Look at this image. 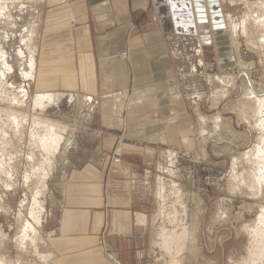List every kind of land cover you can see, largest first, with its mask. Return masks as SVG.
I'll list each match as a JSON object with an SVG mask.
<instances>
[{
	"label": "rangeland",
	"instance_id": "rangeland-1",
	"mask_svg": "<svg viewBox=\"0 0 264 264\" xmlns=\"http://www.w3.org/2000/svg\"><path fill=\"white\" fill-rule=\"evenodd\" d=\"M262 2L264 0L209 1L215 24L208 38L210 44L200 39L197 65H182L185 70L182 90L189 99L188 111L193 114L194 125H184L187 129L181 131L178 142L168 140L161 147L157 145L158 152L148 164V172L140 169L129 178V190L134 188L130 197L147 218L140 264L170 262L166 252L158 246L150 247L152 229L157 233L162 226L179 230L182 225L190 224L194 229L195 249L183 250L181 264H249L252 239L243 227L257 223L260 206H264V190L255 196L231 174L242 173L252 166L242 153L258 143L260 136L264 138V131L253 128L254 125L244 120L242 112L247 95L264 99V8H259ZM9 5L10 19L0 23V46L6 64L0 66L5 69L0 91L4 90L8 97L0 100V106L24 115L17 119L23 122L21 140L15 133V124L5 121L8 144H0V164H7L8 168L5 176L0 172V264L2 261L41 264L32 249L34 245L24 246L23 256L17 253L18 216L21 215L24 223L35 224L29 211L35 191L43 182L45 187L36 195L42 207L41 221L36 225L37 250L52 252L51 238L64 206L66 184L76 178L85 164H98L102 160L97 150L99 100L96 93L85 90L77 76L64 72L62 61L68 58L70 51L63 50L57 43L53 45L54 38L60 43L62 33L65 37L70 7L67 0H9ZM55 30L59 33L55 34ZM35 45L37 67L33 79L30 60ZM208 47L211 49L207 50ZM41 90L62 93V97L46 107H34V96ZM15 95L21 104L16 103ZM38 113L60 122L58 129L64 136L45 181L38 178L33 161V157L41 155L30 145L31 125ZM215 117H220L221 121L215 123ZM168 151L177 156L168 158ZM111 158L118 160L117 156ZM234 159L236 164H233ZM8 179L9 183L5 184L4 180ZM162 186L168 190L165 193L169 198L161 213L157 194ZM171 186L186 194L185 213L176 207L179 215L173 222L175 226L168 222L166 213L173 212L175 203L169 191ZM263 258H256L254 264H264ZM51 262L52 259L48 264Z\"/></svg>",
	"mask_w": 264,
	"mask_h": 264
},
{
	"label": "crops",
	"instance_id": "crops-1",
	"mask_svg": "<svg viewBox=\"0 0 264 264\" xmlns=\"http://www.w3.org/2000/svg\"><path fill=\"white\" fill-rule=\"evenodd\" d=\"M209 1L67 0L65 37L53 45L70 51L64 72L97 95L102 160L65 186L52 264H140L147 218L129 178L148 172L157 145L194 125L182 65H197L200 39L215 30Z\"/></svg>",
	"mask_w": 264,
	"mask_h": 264
},
{
	"label": "bare ground",
	"instance_id": "bare-ground-1",
	"mask_svg": "<svg viewBox=\"0 0 264 264\" xmlns=\"http://www.w3.org/2000/svg\"><path fill=\"white\" fill-rule=\"evenodd\" d=\"M259 8H264V2H262L259 5ZM10 16L11 14H10L9 0H0V23L2 22L1 20H3V22H6L7 20L9 21ZM246 23L247 21L245 19L242 24L243 29H245ZM236 27L237 26L235 25L233 29H235ZM0 45H1V41H0ZM36 48L37 46L35 45V47L33 48V52L31 53V60H30V66H31L30 76L33 79H35V74H36V59H35ZM1 65L3 67L6 66L5 60H4V52L1 50V46H0V66ZM4 77H5V69L0 67V85ZM61 97H62V93L60 94V93L51 92L47 90H41V92H37L34 96V99H33L34 107L42 108V107L48 106V104L50 103H53V102L57 103V101L60 100ZM14 98L18 105L21 104L19 103V99H17L16 95L14 96ZM89 98L91 97L89 96ZM6 99H8L7 94L5 93L4 90H1L0 100H6ZM244 103H245L244 104L245 109L242 111L244 114V120L249 122L250 125H254L253 128H258L264 131V117L261 118V114L264 113V110H263L264 99L247 95V98L244 100ZM21 115H24V114H22L21 112H18L17 110H12L9 107L0 106V144L1 143L8 144V134L6 132V122L5 121H9V123L15 124V129L17 128L15 133H17L16 135L19 136L18 138L21 140V136L23 134V131H22L23 128L21 124L23 122L22 120L21 121L17 120V119L23 118V116ZM4 118H6V120ZM213 121L217 123L221 121V118L215 117ZM59 125H61L60 122L46 118L44 115L40 113H38L36 117L33 118V122L31 125V131H30V137H31L30 145L35 146V148L37 149V152L39 153V155H41L40 158L38 156H37L38 158L33 157V161L35 163L34 165L37 166L36 171L38 172L37 174L38 178L42 177V180H44L47 177L49 171L53 168L54 166L53 156L55 152L58 150L61 140L64 138L63 133L59 131L58 129L60 127ZM259 138L260 139L258 143L253 145L252 148L248 150L247 152L242 153V157L245 159V161L250 162L252 166H250L248 170L246 171L244 170L242 173H238L235 171L231 174V176L236 177L237 179L242 181L244 184H246L247 187H249L250 191L253 192V195L255 196L263 192L264 190V138L263 136H260ZM261 142L263 144H261ZM167 154H168L167 155L168 158H171V159H173L172 157L177 156V153H174L173 151L172 152L168 151ZM10 156L12 155L9 154V157ZM10 158L12 159V157ZM236 161L237 160L234 159L233 164H236ZM0 172L3 173L4 176L8 173L7 164H4V163L0 164ZM159 182H161V180ZM4 183L5 184L9 183V179L4 180ZM161 184L162 183H160V185ZM173 185L175 187L174 182H173ZM40 187L41 188H38L35 191L36 194H35V197H33V201L31 203V207L29 211V214L32 220L35 222V224H32L29 221H26L24 223L23 221L24 219L19 214L18 216L19 222L17 226L18 233L16 235L17 240H16L15 246L17 247L18 255L23 256L24 246L34 245L32 249L35 255H37L41 259V264H48V262H50L52 259L51 252L49 253V251H47L46 253H39V251L37 250L38 230L36 228V225L39 223V221H41L39 220L40 219L39 216L41 214L42 207L36 195L39 194L41 192V189L45 187L43 182ZM172 188L169 191H171L173 198H175L174 205H172L173 202L171 203L172 207L174 206L173 212H170V211L166 212L168 213L167 217L170 221L168 219L167 220L171 224L176 221L177 214L179 213L176 207H180L183 213H185V209H186V204L184 202V197H186V194L183 193L178 188L176 189L175 188L172 189ZM166 191H165L164 186H162V189L159 190L157 194V198L160 201V205H162L161 213L165 209V207H167V206L163 207V205L166 204V201L169 198L168 196H166V193H167ZM251 207L252 206H250V208ZM260 207H261V211L259 212L257 223L255 224L253 223L252 225L243 227V229H245V232L248 233L247 235L251 237L252 239V240L250 239L252 241L251 247L249 250L250 258L249 260L247 258L249 264H254L256 258L258 257H261V259L264 257V213H263L264 206H260ZM166 213L164 215H166ZM185 216L186 215H184V217ZM182 223H185V222H182ZM177 226L178 225H176V227ZM168 229L162 226L161 228H159L157 233H156V229H152L150 233L149 245L150 247L158 246L162 251L168 254L167 256L169 257L168 259H170V262L167 264H179L181 261L180 259H182L181 256H182L184 249H192V250L195 249L193 245L195 239L192 234V231H194V229H193V226H191V224L187 226L182 225L179 228V230L171 229V228H170L171 230H168ZM166 253L164 254L166 255ZM1 264H5L4 261H2Z\"/></svg>",
	"mask_w": 264,
	"mask_h": 264
},
{
	"label": "water",
	"instance_id": "water-1",
	"mask_svg": "<svg viewBox=\"0 0 264 264\" xmlns=\"http://www.w3.org/2000/svg\"><path fill=\"white\" fill-rule=\"evenodd\" d=\"M210 170H211V169H210ZM211 171L219 172L218 170H211Z\"/></svg>",
	"mask_w": 264,
	"mask_h": 264
},
{
	"label": "snow or ice",
	"instance_id": "snow-or-ice-1",
	"mask_svg": "<svg viewBox=\"0 0 264 264\" xmlns=\"http://www.w3.org/2000/svg\"><path fill=\"white\" fill-rule=\"evenodd\" d=\"M206 42L210 43V40H206Z\"/></svg>",
	"mask_w": 264,
	"mask_h": 264
}]
</instances>
